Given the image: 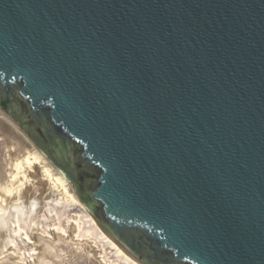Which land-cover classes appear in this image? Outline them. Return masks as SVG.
<instances>
[{
  "label": "water",
  "instance_id": "95a60500",
  "mask_svg": "<svg viewBox=\"0 0 264 264\" xmlns=\"http://www.w3.org/2000/svg\"><path fill=\"white\" fill-rule=\"evenodd\" d=\"M0 108L144 264H264V0H0Z\"/></svg>",
  "mask_w": 264,
  "mask_h": 264
},
{
  "label": "bare ground",
  "instance_id": "6f19581e",
  "mask_svg": "<svg viewBox=\"0 0 264 264\" xmlns=\"http://www.w3.org/2000/svg\"><path fill=\"white\" fill-rule=\"evenodd\" d=\"M5 248L12 252L5 254ZM73 253L97 264H144L102 227L38 146L21 154L16 144L6 143L0 160V260L66 264Z\"/></svg>",
  "mask_w": 264,
  "mask_h": 264
},
{
  "label": "rangeland",
  "instance_id": "374dc122",
  "mask_svg": "<svg viewBox=\"0 0 264 264\" xmlns=\"http://www.w3.org/2000/svg\"><path fill=\"white\" fill-rule=\"evenodd\" d=\"M17 126H19V125L15 121H13V119L8 114H6L5 111H3L0 108V160L4 159L6 143L8 145H10V146L12 144H16L17 147L21 148V154H23L27 150V148H30V147L32 148L34 145H36L34 143V141L30 138V136L20 126L19 127H20L21 130H18ZM36 147H37V145H36ZM5 173H6L5 170H3V175ZM72 184H73V182H72ZM74 187H75V185H74ZM76 191H77V189H76ZM77 193H78V191H77ZM84 204L86 205L85 202H84ZM91 213L94 215V213L92 211H91ZM96 219L98 220L97 217H96ZM8 248L4 249V250H6L5 254H8L9 252H12V250L11 249L8 250ZM26 252H27V255H28L29 254V250L26 251ZM34 257H37V254H33V258ZM29 259H31V258H28V260ZM0 264H17V263L14 262L13 260H9V259H4L3 260L2 259V260H0ZM66 264H97V263L95 261H93V262L88 261L85 257H81L80 255H77L76 253H73V254H71L69 256V260H68V262Z\"/></svg>",
  "mask_w": 264,
  "mask_h": 264
}]
</instances>
